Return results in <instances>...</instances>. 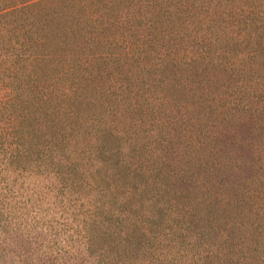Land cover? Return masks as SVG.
Returning <instances> with one entry per match:
<instances>
[{
	"label": "trees",
	"instance_id": "16d2710c",
	"mask_svg": "<svg viewBox=\"0 0 264 264\" xmlns=\"http://www.w3.org/2000/svg\"><path fill=\"white\" fill-rule=\"evenodd\" d=\"M55 1L0 0L1 110L63 180L95 167L107 213L96 203L90 247L121 246L124 264L262 263L264 0Z\"/></svg>",
	"mask_w": 264,
	"mask_h": 264
},
{
	"label": "rangeland",
	"instance_id": "374dc122",
	"mask_svg": "<svg viewBox=\"0 0 264 264\" xmlns=\"http://www.w3.org/2000/svg\"><path fill=\"white\" fill-rule=\"evenodd\" d=\"M62 1L64 0H57L50 6ZM207 2H204L200 17L204 16L207 10L211 11L214 0L208 5L211 8H208ZM201 3L202 0H198L195 5ZM89 4L86 0L85 4L83 2L80 5H86L91 11L96 9ZM131 12H138V8L135 5L131 9L123 8L121 18ZM126 20L128 22L125 23V27L111 30L110 39L114 37V43L117 41L122 43L124 38L132 35L134 23L129 17ZM195 25L198 29L193 27ZM196 30L200 36H205L207 24L193 22L191 31ZM185 33L190 35L187 31ZM214 36L216 46L219 40L221 44L224 43L223 33ZM190 38L192 44L186 47V52H195L200 46L197 43L193 44L197 40H193L192 35ZM2 88H0V264H124L121 246H116L119 249L115 251L107 248L106 244L103 247L105 253L100 255L99 250L92 249L88 244L87 233L96 219L94 215L96 203H104L102 207L107 213L104 193H101L99 188L86 185L89 171H93L95 167L89 163L84 165L82 172V165H78V172L83 173L85 179L82 185L80 182L71 184L70 180H63L58 175L59 167H56L54 161H46L43 153L36 160L35 156L38 154L35 152L23 148L19 151L13 136L15 121L6 111L1 110L2 103L7 97V91L4 90L7 88L4 86ZM145 122L146 135L153 133L156 125L150 126L151 119L148 123L147 117ZM238 149L245 152L244 148ZM259 244H262V241ZM262 255L258 248V256L262 262L258 264H264Z\"/></svg>",
	"mask_w": 264,
	"mask_h": 264
}]
</instances>
